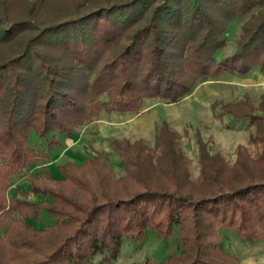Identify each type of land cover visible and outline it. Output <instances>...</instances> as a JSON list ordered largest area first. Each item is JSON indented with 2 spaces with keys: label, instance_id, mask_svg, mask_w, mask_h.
I'll list each match as a JSON object with an SVG mask.
<instances>
[{
  "label": "trees",
  "instance_id": "1",
  "mask_svg": "<svg viewBox=\"0 0 264 264\" xmlns=\"http://www.w3.org/2000/svg\"><path fill=\"white\" fill-rule=\"evenodd\" d=\"M237 16L247 17L237 47L218 58ZM256 66L264 71V0H0V240L40 253L30 264H85L97 252L110 260L124 237L145 242L148 228L167 239L179 226L182 248L169 255L173 264H215L209 254L219 244L210 238L223 230L244 242L264 240V167L240 157L227 177L200 137L203 182L190 187L167 121L157 144L168 165L156 184L137 168L131 189H102L85 201L34 181L35 199L21 186L10 193L14 177L45 156L31 145L32 131L55 145L58 134L73 136L103 109L140 111L147 97L174 102L199 80ZM233 112L256 123V139L264 141V115ZM131 145L113 141L129 164H138ZM57 168L85 187L69 165ZM44 211L57 232L46 253L26 234Z\"/></svg>",
  "mask_w": 264,
  "mask_h": 264
},
{
  "label": "rangeland",
  "instance_id": "2",
  "mask_svg": "<svg viewBox=\"0 0 264 264\" xmlns=\"http://www.w3.org/2000/svg\"><path fill=\"white\" fill-rule=\"evenodd\" d=\"M246 19L237 16L229 22L226 42L218 51V58L236 49ZM226 103L234 111L264 115V71L256 66L244 75L226 73L218 78L199 80L189 94L174 102L147 97L140 111L110 112L103 109L94 118L77 126L73 136L58 134L61 142L55 145L32 131L31 145L45 156L14 177L10 193L18 191L16 187L21 186L35 199L31 184L34 181L60 188L85 201L91 193H100L102 189L114 194L131 189L136 181L134 172L137 168L146 173L150 183L156 184L162 181L168 165L157 144V135L165 121L178 135L175 137L176 149L185 166L181 173L191 180L190 187L203 182L200 137L211 154L219 155L227 177L240 157L256 161V168L264 167L259 163V157L264 154V141L256 139L257 124L235 115L233 110L225 112L222 105ZM116 138L131 142L130 150L138 164H129L114 149ZM160 158L164 161L160 162ZM60 164L69 165L85 181V187L74 185L65 178L57 168ZM34 227L36 230L26 231L28 238L43 248L44 253L51 252L57 240L52 214L44 211ZM4 228L0 227V236ZM178 232L179 226H176L175 235L163 239L157 231L148 228L145 242L124 237L120 251L110 260L105 258L107 252H97L85 264H173L168 260L169 255L181 252L182 248ZM210 239L219 244L209 254L215 264H264V240L244 242L234 232L226 230ZM0 257L3 264H30L40 257V253L15 250L0 240Z\"/></svg>",
  "mask_w": 264,
  "mask_h": 264
},
{
  "label": "built area",
  "instance_id": "3",
  "mask_svg": "<svg viewBox=\"0 0 264 264\" xmlns=\"http://www.w3.org/2000/svg\"><path fill=\"white\" fill-rule=\"evenodd\" d=\"M27 197H28V198H32L31 195H27ZM32 199H34V198H32Z\"/></svg>",
  "mask_w": 264,
  "mask_h": 264
},
{
  "label": "crops",
  "instance_id": "4",
  "mask_svg": "<svg viewBox=\"0 0 264 264\" xmlns=\"http://www.w3.org/2000/svg\"><path fill=\"white\" fill-rule=\"evenodd\" d=\"M118 119L120 120V117H119ZM119 120H118V121H119ZM121 120H123V119H121Z\"/></svg>",
  "mask_w": 264,
  "mask_h": 264
}]
</instances>
